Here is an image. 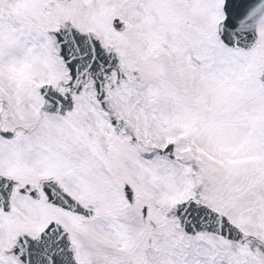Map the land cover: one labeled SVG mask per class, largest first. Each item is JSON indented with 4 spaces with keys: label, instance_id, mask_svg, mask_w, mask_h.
Listing matches in <instances>:
<instances>
[{
    "label": "snow or ice",
    "instance_id": "obj_1",
    "mask_svg": "<svg viewBox=\"0 0 264 264\" xmlns=\"http://www.w3.org/2000/svg\"><path fill=\"white\" fill-rule=\"evenodd\" d=\"M0 264H264V0H0Z\"/></svg>",
    "mask_w": 264,
    "mask_h": 264
}]
</instances>
